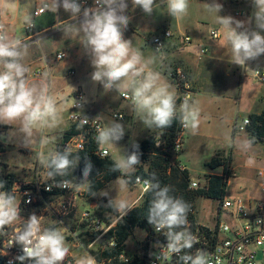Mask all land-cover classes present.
Instances as JSON below:
<instances>
[{"label": "clouds", "instance_id": "obj_1", "mask_svg": "<svg viewBox=\"0 0 264 264\" xmlns=\"http://www.w3.org/2000/svg\"><path fill=\"white\" fill-rule=\"evenodd\" d=\"M155 0H131L145 14L151 15ZM253 7L249 23L254 21L255 29L250 30L244 21L219 13L223 6L213 0L206 10L216 14V22L226 31V38L231 46L233 62L237 65L255 60L264 55V0H251ZM91 7H85L82 0H45L44 8L58 13L60 9L78 21L79 31L83 34L81 46L90 57L93 68L91 80L99 83L104 90L115 88L123 95L131 94L134 110L141 116L148 127L167 128L177 118V97L162 82L160 74L151 70L145 72L139 52L130 55V40L123 37L124 30L130 23L126 14L127 0H93ZM169 15L182 17L188 13L189 0H167ZM31 23L30 18H26ZM71 27V26H69ZM67 30V29H65ZM27 45L20 39L10 38L0 26V125L10 126L7 134H0V140H8L13 134L11 126L18 124V131L23 134L25 145L33 142L34 132L40 126H53L58 120V108L47 86L30 84L27 80L29 68L23 63L27 56ZM74 89V88H73ZM75 90V89H74ZM191 95H186L180 104V122L195 133L198 127L199 110L190 104ZM82 107V105H79ZM83 121L82 123H86ZM124 127L119 122L98 129V143H115L124 136ZM43 145L45 139L41 137ZM159 146V144H157ZM130 154L114 161L112 171L130 173L140 160L139 145H133ZM81 158L73 157L68 149L41 156V163L48 169L47 176L68 175ZM83 180H88L93 169L91 161L85 157ZM68 187V181H64ZM145 191L153 193L148 209L147 220L156 232L165 233L168 255H179L183 264H209L208 254L197 250L195 255L185 252L193 248L196 237L187 230L177 231L187 223V204L180 198L171 196L168 186L161 187L145 180ZM5 186L0 181V189ZM95 195V193H93ZM107 195V193H103ZM125 216L131 210L127 201L109 200ZM20 208L16 197L8 191H0V231L12 226L19 219ZM64 229L55 227L42 228L41 219L32 214L23 227L14 229L10 246L18 245L22 255L16 257L20 264L31 261L32 264H63L67 254ZM77 264H96L91 256L81 257Z\"/></svg>", "mask_w": 264, "mask_h": 264}, {"label": "crops", "instance_id": "obj_2", "mask_svg": "<svg viewBox=\"0 0 264 264\" xmlns=\"http://www.w3.org/2000/svg\"><path fill=\"white\" fill-rule=\"evenodd\" d=\"M193 1L200 5L199 9L191 8ZM127 2L128 9L126 14L131 19L128 25L129 28H126L129 30L124 31L123 37L126 40H130V54L139 52L142 56V64H146L145 72L151 70L159 73L162 82L166 83L169 86V90L174 93L175 88L169 78L171 70L175 66L173 64L177 63L176 65L182 66L192 82L194 94L189 103L194 104L199 110L198 127L195 133L190 128H187L183 137L181 151L172 159L190 174V165L185 157L187 150L195 155L204 147L207 150L209 149L208 154L210 156L206 160V164L211 157L220 151L219 149L225 148L228 144H231L232 147L234 146L238 139L234 135L236 132L235 126L239 124L237 119L242 121L248 118L250 114H259L264 111V103L262 102L264 84L257 82L252 75V70L264 69V55L240 65L233 62L231 46L227 41L226 31L216 22V14L206 10L207 4L212 3L213 0H189L188 13L182 17L169 15L167 0H155L151 15L145 14L139 7L133 5L131 0H127ZM216 2L223 6L222 11L219 13L220 15L232 16L236 20L244 21L245 26L250 30L255 29L254 21L249 23L253 12L251 0H241L238 4H234L231 0H216ZM42 3H45V0H0V23H2L6 34L10 38L20 39L24 45H27L28 54L23 63L29 68V72L26 74L28 82L37 86L46 85L48 93L56 101L58 120L53 126H45L50 132L46 133L45 137H43L45 143L41 144L44 149L50 147V135H52L51 132H55L53 134L58 136V140L54 144L56 149L63 133L71 126L68 121L71 104L70 95L76 89L80 88L84 93V104L80 109V112L84 115L95 116L96 113L104 111L108 104L100 101L102 99L101 90L99 94L96 92L91 95L87 94L83 88L82 80L86 81L89 78L88 73L82 74L87 70V68H84L86 65H83V63L89 56H86L85 50L81 52L82 57H72L67 53L65 59L61 61L50 59L49 54L52 48H47L46 43L42 40L49 31L63 26L69 27L76 20L71 18L63 9H60L58 13L48 10L40 16L33 17L34 9ZM240 9L245 11L243 16L236 13ZM26 18H30L34 25L31 34L25 31V25L28 23ZM162 28H169L172 32V37L164 40L162 51L156 52L150 45V39L154 35L159 34ZM212 29H218L219 38L216 40H212L209 36V32ZM148 33H152L149 38L146 37ZM182 35H188L191 39V43L186 47H180ZM262 35H264V32H262ZM42 42H44V46ZM31 43L34 46L33 48L29 46ZM202 48L207 50L203 55L200 54V49ZM53 49L56 50L57 46ZM63 61L66 64L60 65ZM78 68H80L82 73ZM38 69L41 71L39 77L34 75V72ZM70 70L75 72L74 76H69L68 72ZM255 82L259 83V87H255ZM127 106L124 110L126 109V113L133 118L135 123L133 128L135 142L130 144L133 145L149 136L154 127L148 128L143 123L141 116L136 113L134 107L129 103ZM1 126L6 127L4 132H2L3 134H7L10 131V126ZM11 128L12 132L13 130L19 132L18 124H13ZM18 136L20 141H22V145H24L23 134L13 133L14 138ZM10 137L8 139H11ZM0 144L4 148V152L0 153V175H2L0 178L7 174L14 175L15 183L12 186V190L14 192L13 195H16L18 194L16 191L18 186L24 181L23 178L26 177L23 174L19 177L15 170H12L11 166L13 165L8 162V156L11 152L6 151L1 140ZM100 148L103 147L100 145ZM52 150L54 152V148ZM18 151H24L27 153V157H30L28 155L30 149L25 148V146H20ZM41 165L36 164L35 167ZM30 168H23L21 172L30 170ZM216 169L220 171L213 172ZM211 171L204 173L203 178L196 181L202 182L206 175H221L222 167L211 169ZM254 178L255 173L254 176L244 175L243 180L253 182ZM115 180L107 183L105 187L112 184ZM124 180L128 184V179ZM239 188L242 187L240 186ZM106 199L110 200L108 197ZM135 201L131 202L130 208L137 204ZM59 222L62 223L61 221ZM62 225L63 227L60 229L66 228L69 230L70 228L68 227H72L69 223H62ZM78 227H75V229Z\"/></svg>", "mask_w": 264, "mask_h": 264}, {"label": "built area", "instance_id": "obj_3", "mask_svg": "<svg viewBox=\"0 0 264 264\" xmlns=\"http://www.w3.org/2000/svg\"><path fill=\"white\" fill-rule=\"evenodd\" d=\"M234 4H238L241 0H231ZM85 7H91L93 0H82ZM48 10L44 8V3L37 6L32 15L33 17L40 16L46 13ZM238 15L243 16L245 11L237 10ZM4 32V26L0 23ZM34 28L33 22L26 23L25 31L30 33ZM217 29H212L209 32V36L212 40H216L219 36ZM172 37V32L168 29L162 30L159 34L154 35L150 39V45L156 52H160L164 48V40ZM191 39L188 35H182L181 44L183 46L189 45ZM207 52L205 48L200 49V54L203 55ZM66 55L63 52H59L55 56L56 61L65 59ZM41 71L38 69L34 72V75L39 77ZM69 76L74 75V71L68 72ZM253 77L260 84H264V69H254L252 73ZM171 82L175 88V95L177 97V118L179 122V130L177 131L171 146L170 152L174 155L181 151L183 137L187 130L186 127L180 122V104L183 102L186 95L193 97V85L184 69L175 65L169 75ZM120 98L133 106L131 100V94L128 96L120 94ZM70 108L68 113V121L71 125H74L78 129V134L69 138L67 141L60 142L56 146V151H63L68 149L71 153L83 150L88 140V135H96L98 129L103 127V123L94 116L84 115L80 112V109L84 104V93L82 89H76L70 95ZM191 101V100H190ZM189 101V102H190ZM264 103V97H262ZM79 105H82L80 107ZM113 118L118 121H124L125 116L121 113L113 114ZM86 123H82L83 121ZM248 118L243 119L239 124L235 126V131H244L248 125ZM0 134H3L0 131ZM159 144V146H157ZM154 146L160 151L166 149L165 138L161 134L154 135ZM109 155L108 151L103 148H99L98 156L105 157ZM256 176L260 179L259 188L264 196V167L260 168L256 172ZM2 177V175H0ZM145 180L135 178L133 184L141 188L142 193L145 192L146 185ZM227 186L229 180H227ZM64 181H48L40 182L39 178H33L31 181L22 182L17 192L20 195L19 203L21 206L27 208L32 205L36 199H41L43 196L52 195L59 198L57 215L66 216L75 206L74 196L72 195V189L70 183L68 187L64 186ZM200 181H191L190 188H199ZM0 191H2L0 189ZM11 194H14L13 190ZM18 203V204H19ZM20 206V205H19ZM218 212L222 215H226L229 218L228 222L218 220L213 228L207 225H198L195 229L189 230L195 237L196 242L192 249H186L185 252L195 255L197 250H202L208 254L209 264H264V199L257 201H245L241 197L234 199L228 198L226 195L221 201H218ZM82 223L77 229L67 230L64 228L67 236H70L68 240L69 248L68 254L63 261V264H77V261L81 257L91 256L95 259L96 264H109L111 259L99 258L98 256L105 250H115L117 243L113 238L106 240V234L114 226L115 223L105 224L99 215L90 210H85L81 214ZM16 227L7 226L3 231H0V264H20L16 257L22 255L21 248L18 245L10 246L9 241L13 238L14 229ZM156 232L154 229V240L150 242L158 243V246L152 250V254H147L148 264H183L179 259V255H168L166 259L163 258L166 253L167 239L165 233ZM84 236L87 240L81 238ZM99 241V247L94 248L95 244ZM150 244H147V251H150ZM80 250V254H73L72 251ZM140 252L137 257L142 258L144 252V246H139ZM135 257V256H134ZM132 258H126L121 253L116 256L119 262L127 263ZM24 264H32L31 261H24Z\"/></svg>", "mask_w": 264, "mask_h": 264}, {"label": "rangeland", "instance_id": "obj_4", "mask_svg": "<svg viewBox=\"0 0 264 264\" xmlns=\"http://www.w3.org/2000/svg\"><path fill=\"white\" fill-rule=\"evenodd\" d=\"M199 6L200 5L197 2L193 1L191 8L197 10L199 9ZM166 29L170 30L169 28ZM125 30H129V29H125ZM161 30L164 29L162 28ZM32 32L33 30L30 33L28 32L26 33L31 34ZM151 34L152 33H148L146 37L149 38ZM82 35L83 34L79 31L78 21H75L71 25V27L63 26L54 29L53 31L52 30L49 31L42 41L46 43L47 48L49 47L52 48L51 49L52 51L49 54L50 59L52 60H55V56L59 52L65 53L66 56L68 53L69 56L72 57L75 56L82 57L81 52H83L84 50L83 47L81 46ZM44 42H42L43 46H44ZM55 45L57 46L56 50L53 49L56 47ZM29 46H31L30 48L34 47L32 46V43ZM186 46H183L181 44V39H180V47H186ZM39 49L41 48L39 47ZM87 55L88 54L86 53V56ZM63 64H66V62L63 61L60 63V65ZM176 64L177 63L173 65ZM83 65H86V67L84 66V68H87V70H85L82 73L80 68L78 69L82 74L88 73L89 78H87L86 81L82 80V84L85 92L87 94L92 95L93 93L96 92L99 94V91L101 90L102 99L100 101H103V103L108 104V107L104 111L96 113L94 117L99 118V120L103 123V127L110 126L114 122H119L124 127L125 134L121 140L115 143H107V144L99 143L104 149L108 151L109 156L114 161H116L120 159L122 156L126 155L131 146L130 144L135 142V139L133 137V133H134L133 128L135 123L133 122V118H131L130 115L126 113V109L124 110V108L128 107L127 106L128 103L120 98V94H121L120 91L116 90L115 88L106 91L99 83L93 82L91 80V73L93 72V68L91 66L89 56H87V58L84 60ZM255 83H256L255 87H259V83L257 82ZM115 113L123 114L125 116L124 121H118L114 119L113 114ZM240 121H241L240 119H237L238 123H240ZM47 132L50 131H48V129L45 126H40L34 132L33 142L27 145H25L24 140H23L24 145H22L21 143L22 141H20V137L18 136L14 138L13 134L10 137L11 139H8L7 141L1 140L2 144H4L5 146L6 151L11 152V154L8 156V162L11 165H13V166L10 165L12 167V170H15V173H17L19 177L23 174L26 177L23 178L24 181H31L33 178L36 177L39 178L40 182L50 181V178L47 176L48 169L41 163V155L47 156L48 154L53 152L52 150L53 148L55 151L54 144L55 142H57L58 136L53 134L55 132H51L52 133V135H50L51 145L50 147L44 149L43 147H41L42 145L40 143V139L41 137H45ZM13 133L20 134V132H17L15 130H13ZM234 135H236L238 139L234 143L233 147L231 144H228L226 145L225 148L219 149L220 155L228 159L230 161V166H231V172H230L231 176L229 178V184L226 188V196L230 199L241 197L245 201L248 200L257 201L260 199H264V196L259 188L260 179H258L256 176L257 170L264 167V142L263 143L251 142L247 134L245 133V130L240 132L236 131ZM20 146H25V148L30 149V153H28V155H30L29 158L27 157L26 152L18 151V148ZM208 151L209 149L207 150V148L204 147L199 151V153L193 155L187 150L185 157L187 158L190 165L189 168L191 169L190 171L191 181L200 180L201 178H203L204 173L212 172L211 169L206 165L212 157L205 164L206 160H208L210 156V154H208ZM172 155L174 158L175 155L174 154ZM3 159H5V157H3ZM36 164L37 165L42 164V165L39 167H35ZM28 167L29 168L31 167L30 168L31 171L27 170L24 171L23 173L21 172L23 168H28ZM219 171H220L219 169H216L213 172L216 173ZM254 173H255V178L253 182H246L243 180L244 175L254 176ZM123 174L127 175L125 173ZM127 183L128 184H126L125 180L122 177H120L116 179L112 184L108 185L107 187L96 193L93 197L87 196L86 185L83 184L80 186H74L70 184L72 189V195L74 196V200H75L74 201L75 206L72 209V211L68 215H66V217L62 216L63 218L57 215V208L59 202L58 197L52 195L43 196L42 200L36 199V201L32 205L25 208L21 206V204L19 203L20 201L19 194H16L14 196L16 197V200L20 205L19 206L20 214H19V219L11 227L18 226L22 228L24 223L27 221L28 217L32 214H35L41 219L42 228L55 227L60 229L63 227L62 223L64 224L69 223L72 225V227L69 226L68 228L74 230L75 227H78L82 223L81 214L85 210H91L95 212L97 215L101 217V219L104 221L105 224L115 223L118 215L121 214L120 212H118L113 206H111L112 212H102V214L100 215L99 213L101 211H98V207L100 205H105L106 207L109 206L108 205L109 200L106 199L107 197L110 200H113L114 202L119 200H125L127 201L129 206H131V202L136 200L135 203L137 204L134 206L139 205L141 203L140 198L142 197L141 188L139 186H135L134 184H132L130 180H128ZM199 185L200 186L202 185L201 182L199 183ZM240 186L242 188H239ZM105 192L107 193V195H103V193ZM93 202L95 203L92 204ZM193 207L194 209L192 212H194L196 225H207L213 228L219 219L222 220L223 222L229 221V218L226 215H222V213L218 212V201L210 200L206 198H200L194 203ZM59 221H61L62 223H60ZM145 237H146V232L144 230L138 228L134 229L131 235L126 239L124 243V250L122 252L123 256L126 258H132L134 256L136 257L137 255H139L140 252L139 246L144 245ZM65 238H66V246L70 250L68 244V240H70V236L69 235L67 236V233L65 234ZM81 238L87 240V238L84 236H81ZM148 243L150 244L149 245L150 251L147 254L151 255L152 250H154L158 246V243L156 242H148ZM99 244H100L99 241H97V244H95L94 248L97 247L98 249ZM72 253L80 254L81 251L78 249L76 251H72Z\"/></svg>", "mask_w": 264, "mask_h": 264}, {"label": "trees", "instance_id": "obj_5", "mask_svg": "<svg viewBox=\"0 0 264 264\" xmlns=\"http://www.w3.org/2000/svg\"><path fill=\"white\" fill-rule=\"evenodd\" d=\"M249 123L245 128L251 142H264V111L259 114H250L248 116ZM6 127L0 125V131L4 132ZM179 130L178 118L174 119L172 125L167 128L154 127L152 133L138 143L141 162L135 166L134 171L124 175L119 171H112L114 160L108 155L99 157L98 151L100 144L96 140V135H88V140L83 150L71 153L73 157L79 156L81 159L75 168L69 169L68 175L56 176L50 178V181H68L74 186L86 185V194L93 197V193L101 191L107 183L117 178H124L134 182L135 178L142 180H149L153 183L159 182L161 187L168 186L170 188V195L174 198L182 199L188 206L187 223L177 231L192 230L196 227V220L194 216V203L200 198H206L215 201H221L226 195L227 180L231 174L230 161L217 152L210 161L206 164L210 169L222 167L221 175H206L204 176L201 186L199 188H190V174L186 169L181 168L180 164L172 161L173 155L169 151L171 143ZM78 129L71 125L70 128L63 133L61 141L65 142L69 138L78 134ZM161 134L165 138L166 149L160 151L154 146V135ZM134 145V144H133ZM130 146L127 154H130L134 149ZM4 152L3 146L0 144V153ZM87 157L93 164L88 180H83L84 158ZM0 181L5 182L2 191L11 193L12 186L15 183V177L12 174H7L0 178ZM153 199L151 191H145L141 197V203L133 206L125 216L118 215L114 226L106 234V240L113 238L117 247L115 250H105L98 257L111 259L109 264H148L147 259V244L154 240V227L148 223L147 215L148 209ZM98 211L112 212V207L100 205ZM142 229L146 232L144 241V252L142 258L134 257L127 263L119 262L116 256L120 255L124 250V243L131 235L134 229ZM155 241V240H154Z\"/></svg>", "mask_w": 264, "mask_h": 264}]
</instances>
